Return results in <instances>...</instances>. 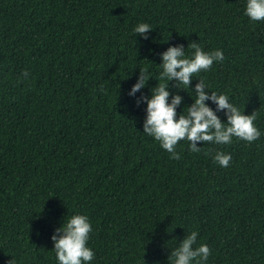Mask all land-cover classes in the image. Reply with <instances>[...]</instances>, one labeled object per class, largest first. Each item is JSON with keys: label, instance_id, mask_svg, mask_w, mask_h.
Returning a JSON list of instances; mask_svg holds the SVG:
<instances>
[{"label": "trees", "instance_id": "trees-1", "mask_svg": "<svg viewBox=\"0 0 264 264\" xmlns=\"http://www.w3.org/2000/svg\"><path fill=\"white\" fill-rule=\"evenodd\" d=\"M246 4L0 0V264H59L51 237L73 215L92 226L87 264H171L193 231V247L210 249L203 264H264V20H250ZM140 23L152 27L147 39L133 31ZM193 42L224 59L186 90L169 81V102L182 97L177 118L200 79L255 112L261 135L198 142L199 152L181 140L175 159L143 132L137 99L168 83L161 53L183 45L191 57ZM145 69L146 86L129 95Z\"/></svg>", "mask_w": 264, "mask_h": 264}, {"label": "clouds", "instance_id": "clouds-1", "mask_svg": "<svg viewBox=\"0 0 264 264\" xmlns=\"http://www.w3.org/2000/svg\"><path fill=\"white\" fill-rule=\"evenodd\" d=\"M245 15L252 21L264 20V0H247ZM152 27L147 23H140L134 28L137 35L147 39L146 33ZM194 51L191 57L186 56L183 45L169 46L161 53L162 73L161 79L167 80V84H160L152 89L151 97L141 96L137 104L146 101V118L143 125V132L153 137L172 158L180 159L176 152V145L181 140L190 142L189 148L192 152H199L198 142L229 144L233 137H237L249 143L258 139L261 135L254 121L257 116L253 112L250 115L242 113L237 107L229 102L226 94L209 93L205 91L206 86L203 80L195 85L194 92L197 94L194 103L188 106V114L179 115L177 118V106L181 104L182 97L179 94L172 95L169 102L170 91L169 81H176L177 88L180 85L189 87L195 74L207 71L215 61H223L222 50L205 52L198 43L188 45ZM140 71L137 82L132 86L129 95L146 86L150 76ZM27 77L28 73H23ZM211 100L216 104L213 110L205 101ZM225 111L227 122L224 123L216 114L217 111ZM215 162L221 167H228L231 155L218 151L214 156ZM92 231L91 223L85 215H73L66 225L56 229L51 239L54 242L59 264H87L93 260L95 253L87 247L89 233ZM197 232L193 231L180 243V246L171 252V264H193L198 259V264L207 261L210 249L207 245L201 244L193 247L196 243Z\"/></svg>", "mask_w": 264, "mask_h": 264}]
</instances>
